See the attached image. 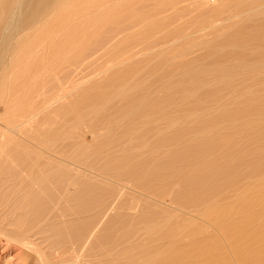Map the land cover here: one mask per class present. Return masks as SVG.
<instances>
[{
    "label": "bare ground",
    "instance_id": "6f19581e",
    "mask_svg": "<svg viewBox=\"0 0 264 264\" xmlns=\"http://www.w3.org/2000/svg\"><path fill=\"white\" fill-rule=\"evenodd\" d=\"M17 1L0 0V54L8 57L0 73V103L4 111L17 101V90L10 92L15 86L10 74L19 72L24 59L34 64L42 60L53 47L51 42L64 34L60 32L61 26H71L74 32L69 34L71 28L66 32L70 35L66 36L70 40L69 45L66 43L69 56L62 61L75 69L74 73L102 55L107 41L96 44L89 53L85 52L89 44L82 48L83 43L87 36L89 41V28L99 31V22L107 19L108 3L119 0H36L28 14L16 16L11 31L3 36L14 18L11 6L16 7ZM200 2L204 4V0H179L155 8L159 13L172 11L167 18L173 20V13L184 9L185 4ZM235 7L242 12L246 9L251 22L264 16V0H244ZM162 23L150 37L153 43L155 40L166 44L164 53L159 54L162 58H154L170 65L168 74L160 75L161 83L158 80L159 84H149L148 78L139 81L144 70L135 65L120 77L114 76L109 85L87 88L76 103L86 100L90 104L73 113L71 121H66V116L65 125L59 126L67 130L59 127L57 132L51 125L42 128V133L28 131L37 116L49 112L52 103L68 96V86L61 85V89L56 87V95L45 98L34 110L30 107L25 113L21 109L23 113L17 116L16 111V119L9 120L13 106L9 108V122H0V237L7 238L10 249L21 251L16 255L22 257L21 264L89 263L85 258L90 253L83 259L89 249L86 248L88 244H99L97 227L113 210V217L121 220V231L116 234L120 242L113 238L114 241H106L107 246L102 243L105 251L90 255L91 264H264V23L226 30L216 38L198 43L193 37L202 28L192 25L190 33L175 36L172 27ZM211 24L210 21L204 26L216 27ZM91 32L93 36L98 34ZM190 38L193 39L177 46L178 50L168 57L167 52L176 43ZM199 47L205 55L180 59L193 55ZM73 51L77 55L71 54ZM156 64L146 66L151 79L162 70V64ZM59 65L57 70L54 68L56 71L65 69ZM56 71L50 75H56ZM177 71L180 75L174 78ZM38 72L34 80L40 77ZM5 85L7 91L1 90ZM175 87L184 91L179 97L171 96ZM206 88L215 89V94L201 96ZM111 101L122 105H105ZM7 131L18 135L28 132L25 141L29 146L5 142ZM73 137L75 141L69 143ZM98 139L103 141L97 142ZM60 140L62 144L69 141L63 149ZM113 153L117 158L112 160ZM123 156L139 160L130 165L131 170L141 169L150 182L143 184L127 178L123 171L129 160ZM161 166L163 171L158 169ZM155 170L160 175L154 177ZM129 191L138 196L125 200ZM51 227L60 233H71L56 247L58 250L48 255L41 252L36 240Z\"/></svg>",
    "mask_w": 264,
    "mask_h": 264
},
{
    "label": "rangeland",
    "instance_id": "374dc122",
    "mask_svg": "<svg viewBox=\"0 0 264 264\" xmlns=\"http://www.w3.org/2000/svg\"><path fill=\"white\" fill-rule=\"evenodd\" d=\"M207 1H209V3H207ZM207 1L204 0V4H202L201 2L198 3V4H195V5L191 4V3L185 4L184 6H186V7L184 9H180V11H176L175 13H173V14H175V15H173L175 17V18L173 17V20L170 19V18H167V16L169 14L171 15L172 11H167L165 13H159V11H157L155 7L158 6L161 3H165L166 5L170 6L171 4L178 3L179 0H119L116 3L109 2L108 6L105 7V9L107 8V10H108L106 15H105V17H107V19H102L103 21L102 20L101 21L104 24L105 20L108 21L110 18H113V19H110L109 22L105 23V25H102V23L99 22L98 25H100V30H99V28H98V30L101 31V29H103L101 32L96 31L97 29L94 28L95 31H96L95 32L94 29H91V28L88 27L90 29L89 30V32H90L89 34L90 35L92 34V36L90 37V35H89V41H87V39H88L87 33L88 32L86 33V36H87L86 42L83 43V45H85V46L82 47V48H85L89 44L85 48V49H87V51H85V49H84V51L86 53H89V52H92V49L94 50V48H96V47H94V46H96V44L99 45V44H101V42L104 43L105 41H107V43L105 42V45H108V46H105L102 43L103 47L105 46V49H106V50L103 51L102 55L91 59L90 62L88 61L89 63L87 65L85 64V66H82L83 69H81V71H78L79 70L78 69L77 71H75V73H74L75 69L74 70L71 69L72 67H70L69 65L68 66L70 67V70L67 69L69 67L67 65H63V62H62V61H64V59H66V56L68 55V54H66V51H68V46H66V43H67V45H69V41L70 40H66L67 39L66 36L67 35L70 36L69 34H70V32L71 33L73 32V29L71 28V26H68V25H64L63 27L61 26L59 28L60 32H63L64 34H61V33L59 34V32H58L59 30L58 29L55 31L56 34H59V36L57 35L55 40H53V42H51L53 47L50 48L51 45L49 46V44H48L49 47L47 49H49V48L50 49L48 50V53H46L45 55L42 56V58H43L42 60L40 59L37 64H34V63H32V60L27 61L28 59H24V61L20 65V67H18L19 72L18 73L15 72V74H13V75L10 74V76H11L10 77V81H12L13 85L15 84L14 88L10 92L12 93L13 91L17 90V95H16L17 96V101H16L15 104H12L10 107L5 105L6 106L5 107V111H4V105L3 104L1 105V103H0V114H2V117H0L1 118L0 122L1 123H2V121L4 123L6 121L9 122L7 119L11 118V115H12V118L9 119V120H13V118L16 119V117H13V114L16 111H17V113H16L17 116H19V114L23 113V111L24 112L26 111L25 113H27V110H29L30 107H31V110H34L42 102H44L45 98L46 99H48V98L50 99V98L53 97V95H56L57 92H59V89H61V86H68V90H69L68 91L69 92L68 96L69 97L67 96L66 98H64L63 99L64 101L63 100L59 101V102H55L54 101L55 103H52L53 105L49 109V112L47 111L48 113L44 112L45 113L44 115H43V113L40 114L39 116H37V118H35V120H33V124L32 123L29 124L31 127L29 126L30 130H28V131L29 132L31 131L32 132L31 134H33V133H35V134L42 133V132H40V130L42 128L46 129L45 127H48V126L51 127V125L52 126L54 125L53 127H51V129L55 128L54 131H57V132L59 130H61V129L62 130H67V128H63V125H62V127L59 126L60 123L65 125L64 119L66 118L67 115L68 116H67V118L65 120L67 121V119H68V121H69V119H70V121H71V117L72 118L75 117V115L73 116V113L74 114L78 113V111H79L81 106H83V105L87 106V105L90 104L89 102H86V100L82 101L83 104H82V102H80L79 104L76 103V100H77V102H79V100H80L79 97L81 95L85 94L86 89L89 88L90 86L94 87V88H98V87L102 88V87H104L106 85H109L111 83L110 81H112L114 76L120 77L122 75V72H126L127 71L126 69L128 67H130L129 70H131V67L135 68L137 66H138L137 67L138 69L144 70L140 74L139 81L148 78L147 82L149 84L150 83H153L154 85L156 83L159 84V81L161 83L160 79L162 77H160V75L161 74H163V76H164V74L167 75L169 70H170V65L167 64L165 60L160 61V59L162 57L160 58V55H159L162 51H163L162 53H164V50H166L165 46H163V45H166V44L162 43V45H161V43L159 44V42L156 43L155 40H154L155 43H153V39L150 40V37H151V35L153 33L158 31V29H159L158 27L161 25V23L163 21L164 22L162 23V25L166 24V25L172 27L171 32H174V34L176 33L175 36L177 34H178L177 36H183L186 33H190L191 29H192L191 28L192 25H193V27L195 26V27L202 28L203 30L199 33V35L193 37L194 38L193 41H195L197 43L201 42L203 39L207 40V39H211V38H216L218 36V34L223 33L226 30H232V29H236V28L248 29V28H253V27H256V26H261L264 23V16H262L261 20H258L257 22L256 21L255 22H251L249 20V14L247 12H245L246 9L242 12L240 10V8L237 9L235 7V6H237V4H240L244 0H207ZM1 2H2V0H1ZM17 2H19V4L16 5V7L13 4L11 6L10 13H11V11H14V15H13L14 18L12 19L11 22H9V28H8L6 34H4L3 36H7L9 34V32L11 31V28L14 26V20L16 19V16L17 17H22V16L28 14L33 9L34 4L36 3V0H18ZM85 2H92V0H85ZM75 3L79 4L78 1H75ZM179 5L182 6V4H179ZM263 9H264V7H263ZM165 10H166V8H165ZM102 11H103V9H102ZM258 11L261 12L263 10L260 9ZM97 15H99V14H97ZM93 16H95V14ZM116 16H118V17L116 18ZM135 16L137 18H139V19L135 18ZM165 16H166L167 19L166 18L165 19L162 18V17H165ZM140 17H142L141 20L144 21V22H142L140 20ZM154 18H157L158 21L156 19L154 20ZM160 18H162V19H160ZM80 19H78L77 21H81ZM143 19H145V20H143ZM213 20H214V22H213ZM210 21L212 22L211 25L214 24L216 27L204 26V25L208 24V22H210ZM158 22H159V24H158ZM131 23H132V25H131ZM155 23H156V25H155ZM156 26H157V30L154 29ZM69 28H71L72 30H70ZM148 29H150V31ZM92 30H93L94 33L98 32V34H96L97 36L94 35L96 37L93 36V33L91 32ZM114 30H116V31H114ZM180 30H181V32H180ZM68 31H69V34H66V32L68 33ZM108 32L109 33L111 32L112 36H111V34L109 35ZM77 35L80 36L79 32L77 33ZM111 37H113L112 41H114L115 44L114 43L111 44L112 43V41H111L112 38ZM108 38H110V39H108ZM172 38H174V35L172 37H170V39H169L170 41H168V43L172 42L171 41ZM193 38L187 39L185 41H181V43H179V44L176 43V45L174 47H172L169 50V52H167L168 53V57L169 56L172 57L173 53H175L178 50L177 46L183 44L184 42L192 40ZM61 40H63V41H61ZM60 41H61V43H59ZM14 43H15V41H14ZM156 44H159V45H156ZM0 45H1V41H0ZM101 46H99V47H101ZM106 47H109V48H106ZM159 47H161V48H159ZM59 49L62 50L61 52H65L64 53L65 55L62 54L61 52H58V51H60ZM79 51L75 50L76 53H78ZM46 52H47V50H46ZM75 52L73 51L72 53L71 52L70 53L71 54H76ZM85 52H84V54H86ZM199 54H200V56H202V55H205L206 52H204L203 49H201L199 47L197 49V51L193 55L188 56V57H182L180 59H191V58H195L196 59L197 58L196 56L199 55ZM156 56L157 57L159 56L160 59L159 58L154 59V58H156ZM125 58H127V59H125ZM6 59H8L6 54H4V53L0 54V73L2 71V67L4 65H7V63H8V60L6 61ZM4 61H6L7 63H4L2 65V63ZM235 61L236 60H234V61L232 60V63L235 62ZM150 62H151V64H149ZM153 63H154V65H157L156 63L162 64V67H161L162 70L157 72V74L159 76L156 75L155 77H153V79H151L152 77L150 78L148 76L146 70L148 68H150L149 65L151 67L154 66V65H152ZM59 64H62V66L59 65ZM142 64L144 65V67L142 66ZM57 65H59L60 68L63 67L65 69L61 70L59 68L61 71H56L57 70ZM135 65H137V66H135ZM142 68H144V69H142ZM178 69L181 70L180 68H178ZM38 71H42L43 74L42 73L40 74V72H38ZM53 71H56V73L58 72L56 74L58 77L56 75H54V76L50 75V73H52V74L54 73L55 74V72H53ZM66 71H67V73H66ZM37 72H38V74H40V75H38V77L40 76L41 78L39 77L38 79H36L37 78L36 77L35 80H34V75ZM71 75H72V77H71ZM179 75H180V71H177V73L175 75H173V77L176 78ZM206 77H208L210 79L213 78L212 75H208ZM206 77H204V78H206ZM55 80H56V82H55ZM165 81L166 80L164 78L163 82H165ZM6 82H7V84H9L7 78H6ZM72 83H73V85H72ZM83 83H84V85H83ZM78 84L81 85V86H79ZM53 85H54V87H53ZM167 85H168V83H167ZM57 86H58V88L60 86V88L58 90L56 89ZM78 86L80 87V89H78L79 88ZM5 87H6V85L3 86V88L1 90L7 91V89ZM73 87H75V88H73ZM82 87H83L84 91L82 90ZM80 90H82V91H80ZM214 90L215 89H213V88H211V89L210 88H206L205 91H202V93L201 92L200 93H201V96L203 94L204 95L207 94L206 96H213L215 94ZM182 92H184V91L180 87H178V88L175 87V88H173L170 91L171 96H176V97H179L180 93H182ZM193 99L194 98H191V100H193ZM75 103H76V105L73 106V104H75ZM77 104H78V106H77ZM67 105H68V107H67ZM105 105L106 106H121L122 103H119L117 101H111L110 103H108V105L107 104H105ZM13 106H15V107L11 108ZM6 108L9 111H10L9 108H11V111L13 113L11 111L9 112L8 110H6ZM69 108H70V110H69ZM74 108H75V110H73ZM21 109H24V110L22 111ZM18 110H20V111H18ZM50 110H51V113H50ZM107 112L109 113V110L106 111V113ZM46 114L48 116H46ZM3 115H5V117H3ZM42 116H44V117H42ZM46 117L48 119H45ZM3 118L5 119V121L3 120ZM4 123H2V124H4ZM0 127H1V125H0ZM29 127L27 126L28 129H29ZM59 127L61 129H59ZM50 131H53V130H50ZM26 134H28V132L18 135L16 133H11V132L7 131V134H6V137H5L4 140H5V142H8V143H10V142L11 143H15L17 141V142H21L24 145H28L29 146V144L26 143V141H25V138L27 137ZM21 138H22V140H21ZM19 140H21V141H19ZM93 140L94 139H92V138L90 139V144L94 143ZM103 140H104V138H103ZM103 140L100 139L97 142H102ZM60 141H61L60 147H62V148H60L59 147V143H58V147L60 149H63L66 145H68V142H69L67 140L68 142L65 141V144H62V140H60ZM74 141H75V138L73 137V138L70 139L69 143H73ZM63 142H64V140H63ZM30 149H31V147H30ZM33 151H35V150H33ZM115 153H117V152H115ZM111 156H109V158L111 157V159L112 158L113 159L117 158L116 154H114V153L111 154ZM118 157H119V155H118ZM123 157H125V156H123ZM125 159L129 160L128 161L129 166H127V168L125 167L124 171H123L124 175L127 176V178H129V179H137V181L142 182L143 184L150 182L147 177H145V176H143L141 174V172H140V171H142L141 169L136 170L138 172L131 170V166L136 164V163H138V162H140L139 160H132L131 158H128V157L127 158L125 157L124 160ZM70 166H71L72 169L76 168V167H74L72 165H70ZM162 167L163 166H161L158 169L160 171H163L164 168L161 169ZM159 170H155L156 174L154 175V177L157 176V175H160L158 173ZM123 172H121V173H123ZM130 195H132V196H130ZM137 196H138V194L135 193L134 191H129L127 193V196L125 197V200H127V198L129 200V197H130V200H131L132 197H137ZM112 212L113 213H111V211H110L108 216L106 215V217L102 218L103 219L102 222H100V225H98V227L101 230L102 229L103 230L101 231L97 227V232H95L96 234L99 233L100 236L102 235L101 237L99 236V238H100L99 240L103 241V242H101V244H100V241H97L100 244L101 247L99 246V244L96 245V244L92 243V246L93 245L95 246V247L93 246L94 249L92 250V249H90L92 246L91 245L89 246V244H88L89 247L87 246L86 249L89 248L90 252H89V249H88V251H86L88 253H86V252L84 253L83 259H84V257H86L85 256L86 254H87V256L89 255V253L92 256H94V254L96 252L98 254V252H99L98 250H101L102 247L104 248L105 244H106V246L108 245V243H106V241L107 242L114 241L113 238L116 241V239H117L116 234L118 235V230L120 229V226H121V224L119 225V223H121V220H118V219H116V217H113V215H116V211L115 210H113ZM112 218H114V220H117V221H113ZM110 219H111V221H110ZM106 224L109 225V226L107 227ZM110 224H111V226H110ZM116 226H118L119 228H117ZM47 229H49V228H46L45 231H43L42 234H40L38 236L37 240H36V242H38L39 248H41L40 249L41 252H44L45 254L48 253V252L52 253L55 250H58L56 247H59L60 246L59 244H61V241L64 240L65 237H67L69 233H71L69 231L60 233V231L57 232L55 230V228H52V227L50 228L51 230L49 229V231ZM52 230H53V232L54 231L55 232L53 233ZM111 230L113 231V233H112ZM114 231H115V233H114ZM119 231H121V230H119ZM56 232H57V234H55ZM49 233H50V235H49ZM59 235H61V236H59ZM103 235H104V237H103ZM102 237H103V239L101 240ZM118 238H120V237H118ZM6 239L7 238L5 236H1L0 237V241H1L0 242V264H16V263L17 264H19V263L21 264L23 260L21 261L20 259H22V257H19L20 258L19 259L18 256H16L17 254H20L21 251L20 250L18 251L17 248H14L13 250L10 249L9 245L6 243L7 242ZM117 241L120 242V239H117ZM5 243H6V245H5ZM104 249H102L101 251H105ZM49 253H48V255H49ZM100 253H102V252H100ZM90 255H89V257H90ZM45 256H47V255H45ZM89 257L88 258L86 257L85 259H87V261L89 260L91 262L92 259H91V257L89 259ZM17 260L20 261V262H18ZM89 263H87V264H89Z\"/></svg>",
    "mask_w": 264,
    "mask_h": 264
}]
</instances>
